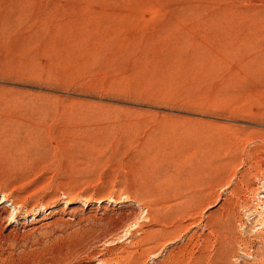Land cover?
Segmentation results:
<instances>
[{
	"label": "rangeland",
	"instance_id": "obj_1",
	"mask_svg": "<svg viewBox=\"0 0 264 264\" xmlns=\"http://www.w3.org/2000/svg\"><path fill=\"white\" fill-rule=\"evenodd\" d=\"M0 264H264V0H0Z\"/></svg>",
	"mask_w": 264,
	"mask_h": 264
}]
</instances>
